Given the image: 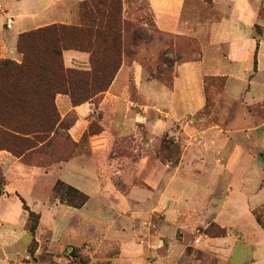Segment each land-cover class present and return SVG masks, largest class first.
Segmentation results:
<instances>
[{
	"label": "rangeland",
	"instance_id": "obj_1",
	"mask_svg": "<svg viewBox=\"0 0 264 264\" xmlns=\"http://www.w3.org/2000/svg\"><path fill=\"white\" fill-rule=\"evenodd\" d=\"M122 2V15L128 24L125 33L128 48L121 61V66L124 65L127 70L125 92L122 98L123 103L129 105L132 118L128 120L127 117H123V114L118 113L115 115L113 126L123 124L127 131L110 129L107 123L112 121V118L101 109L102 98L94 100L95 106L90 123L78 140H75L71 134V128L75 124L69 129L71 139L77 143L75 149L72 150L68 142L60 138L44 151L52 155L49 158L51 161L59 157L65 159L69 157V159L40 168L48 171L53 167H61V163L75 157L85 159L77 162L79 165L74 163L76 168L71 167L65 171V174L64 171H61L59 175L58 170H50L44 175L15 181L14 185L21 195L20 199H24L30 210L40 214L38 227L32 235L26 229L27 210L25 215L24 208L22 209L18 203V198L13 197L15 201L11 215L17 231V239L11 244L13 254H22L26 249L28 250L33 238L37 241L33 255L27 251V258L22 257L23 255L18 256L24 264H118L115 257L121 254L119 245L113 244L99 248L97 241L95 242L96 237H99L98 244L105 242V232L109 221H114L118 217L115 204L120 203L121 196L126 194L132 186L149 192L154 191L156 186L153 184L152 175L155 170L163 175L168 174L183 166L186 158L188 159L185 161V166L180 169L174 187L186 191L185 194L191 205L205 204L212 209L213 205L209 204L208 200L209 193H211L210 199L216 200L215 205H217L219 198L224 196L225 184L226 188L229 186V189L232 188L238 194L243 193L245 198L251 201V204L256 207L253 210L255 219L257 220L258 216L264 224V67L255 75L258 49L256 68L253 65V71L246 79H244L245 69L242 68L236 73L235 78L228 81L226 76H204V106L194 115L184 116L179 121L174 120L172 125L167 124L168 122L165 124L168 116L163 110L164 107L158 105L156 108H149L154 106V101L147 99L144 86L150 87L149 90L154 94L163 87L171 89L173 78L177 74V65L200 59L201 46L204 48L206 74L230 69H223L222 65L216 66V62L214 67L212 59L220 58L216 51H222V47L218 46L219 48L213 50L207 48V36H203L204 30L202 32L200 30L199 39L191 35L163 33L154 25L147 0H122ZM211 5L212 2L205 0H198V2L191 0L187 2V9L196 6V10L192 12L194 19L198 20L197 23L204 21L203 25L209 19L219 18L225 9V15L232 12L231 8H224L223 4L219 3L217 10L213 12L214 15ZM0 9H4L7 14L10 13L5 1L0 0ZM73 12L69 21L75 24L78 22V6L74 7ZM258 16L264 20L263 7H259ZM27 26L30 28L34 25ZM254 30L256 39L260 41L263 27L256 24ZM134 35L137 36V40L135 38L132 43L131 38L135 37ZM135 68H138L140 73V77L136 80L138 84L134 79ZM123 75L124 72L114 86V89L118 91L122 88ZM151 75L154 78H151ZM138 86L142 89L139 90ZM157 100L161 103L164 100L168 101L162 96H158ZM130 102L133 103L132 106ZM154 120H160L161 125L154 124ZM149 121L153 122V125L149 127L152 133L146 126ZM188 126L191 128L189 132H187ZM64 134L65 131H62V135ZM230 157H233V161L228 163ZM42 158L45 159L42 155H31L28 160L31 163H37ZM89 159H93L92 164ZM143 160L147 161L145 169L143 164L139 163ZM24 164L30 166L28 163ZM192 164L194 170L199 173L210 172L215 175L221 173L220 180L216 176L208 177L193 172ZM90 167L94 171L91 172ZM74 169L80 170L81 173L76 174ZM57 180L87 194L88 201L80 208L61 203L53 193V186ZM5 182L0 171V193ZM165 183L166 181H162L161 185H157L158 188L163 189ZM9 184V187L13 188V178ZM206 188L208 190L203 191ZM238 194L233 196L230 204L225 206L229 216L231 214L235 217L243 213L239 208L240 198L243 197ZM112 206L113 210L110 209ZM216 213V211L210 212L209 215L213 214L211 216L213 217ZM201 214H198L196 221L199 218L202 221L207 219H202ZM205 215L207 216L208 213ZM145 218L144 236L148 239L152 238L153 227L165 221V214L163 210L162 212L155 210V214L147 212ZM242 219L250 224V217L245 213ZM122 220L132 221V217L117 219L114 225L121 223ZM24 221L23 227L21 224ZM196 223L198 224L193 231L195 234L203 233L208 237H218L224 235L222 229L226 231L212 220L207 225H204V222ZM240 246L239 242L235 245L232 257L227 264L236 263L243 254L246 260L253 257V249L244 245L241 252ZM157 256L152 249L150 251L145 249L142 259L145 264H157L159 260ZM179 257L180 263H184L187 257H192L193 260L203 264H217L214 256L204 258L192 246H183ZM174 262L172 264H176Z\"/></svg>",
	"mask_w": 264,
	"mask_h": 264
},
{
	"label": "crops",
	"instance_id": "obj_2",
	"mask_svg": "<svg viewBox=\"0 0 264 264\" xmlns=\"http://www.w3.org/2000/svg\"><path fill=\"white\" fill-rule=\"evenodd\" d=\"M2 1L6 2L10 13L7 14L4 9H0V59L9 57L20 61L21 54L16 51V42L20 33L55 23L72 24L69 21V17L73 16L74 7L78 6L82 0ZM188 1L191 0H147L154 25L163 33L191 35L198 39L201 36L200 33L202 30H204L203 36H207V48L213 50L219 48L218 46L222 47V51H216L220 55V58L218 60L212 59L214 67L222 65L224 67L223 69L230 70L206 74L204 69V48L201 46L202 55L200 59L177 65V74L173 78L171 89L163 87L154 94V92L149 90L150 87L144 86L147 99H153L154 101V106H149V108H156L158 105L164 107L163 110L166 111L168 116V121L164 123L166 124L168 122L167 124L169 125L174 124V120L179 121L184 116L194 115L204 106V76H226L228 81L231 78H235L236 73L242 68L245 69L244 79H246L253 71V58L257 44V71L255 75L264 67V20L258 16L259 7L264 8V0H212V13L217 10L216 7L219 3L223 4L224 8H231L232 12L229 15H225V9L224 12H221L222 15L219 18L216 20L209 19L205 22V25H203L204 21L197 23L198 20L194 19L192 12L196 10V6L187 9ZM192 1L198 2V0ZM213 14L215 15V13ZM30 24L34 26L29 28L27 25ZM256 24L263 27V34L260 41L255 37L254 29ZM25 25L26 27H24ZM63 60L65 66L69 68H82L87 70L90 68L89 54L85 51L75 49L64 50ZM215 62L217 63L216 66ZM122 72H124L123 78L121 79L122 88L121 91H118L114 89V86L118 82ZM135 74L134 79L137 83L136 80L140 77L138 68H135ZM126 77L127 70L122 65L109 89L102 95L101 109L106 112V115L108 114V117L111 116L112 118V121L107 124L110 129L112 128L117 131H124L125 128L122 126L123 124H121L123 129L121 126H113L116 114H123V117H127L128 120L132 118L131 111H129L130 107L123 103L124 99L122 98L125 92ZM138 87L139 90L140 88L142 89V87ZM157 95L167 98L168 101L165 102L164 100L161 103L157 100ZM55 101L62 116L72 109L77 113L78 120L71 128V134L75 140H78L90 123L94 105L91 102H85L74 107L71 104L70 98L64 94H58ZM132 105L133 103L130 102V106ZM154 124L160 126L161 122L160 120H154ZM152 125L153 122L151 123L149 121L146 123L148 128ZM190 129L188 126L187 132ZM149 132L152 133L150 128ZM81 159L85 158L75 157L67 162L61 163V167H53L50 170H58L59 175L61 171H64L65 174V171L71 167L76 168V164L79 165L78 163ZM185 161L183 162V166L168 174L163 175L161 172L155 170V173L152 175L154 179L153 184L156 186L154 191L149 192L140 187L132 186L126 194L121 196L120 203L117 202L115 204V211L118 217L114 221L117 219L120 220V218L123 219L126 216L132 217V221L122 220L117 225H114V221H109V226L105 232V242L98 244L99 237H96L95 242L97 241L96 244L99 248L113 244L119 245L121 254L119 257H115L116 263L118 264H145L142 259L145 249L147 251L152 249L158 255L159 260L157 264H172L174 261L176 264H203L202 262L193 260L192 257H187L184 263L179 262L182 247L186 245L192 246L204 258L214 256L217 264H227L232 257V251L235 245L239 242L241 244V252L243 251L244 245L253 249V257L246 260L244 258L245 254L240 255L241 258L234 264H264V230L253 215V210L256 207L251 204L249 199L245 198L246 196L243 193L238 194L232 188L229 189V186L226 188L225 184L224 196L219 198L217 205H215L216 200L210 199L211 193H209L208 200L209 204L211 203L213 205L212 209L208 206L206 207L205 204L203 206H199V203H197L198 205L196 203L191 205L185 194L186 191L184 192V190H179L174 187V182L180 174V169L185 166ZM232 161L233 157H230L228 163ZM89 162L92 164L93 159H89ZM140 162L143 164V169H145L147 161L143 160ZM74 163L76 164L74 165ZM191 170L197 172L194 170L193 164L191 165ZM0 171L6 181L0 193V264H24L19 260L18 256L23 255L22 257L27 258V249L25 248L26 250L22 254H13L11 246L13 241L17 239L16 225L13 223V217L11 215L15 198H18V203H20L19 205L23 209V204L20 199L21 195L16 190L14 183L15 181L30 179L36 175H44L48 171L37 166L25 165L19 158L13 156L6 150H0ZM74 171L76 174L81 173L80 170L76 171L74 169ZM90 171H94L92 167H90ZM143 172L145 175L146 171L144 170ZM199 174L208 177L216 176L218 180L221 177V173L215 175L210 172H201ZM12 178L13 188H10L9 183ZM162 181H166V183L165 187L160 189L157 185H161ZM205 190H208V188L203 191ZM237 194L243 197L239 201V208L241 213H243L235 217L231 214L229 216L225 211V206L230 204L233 196L235 197ZM1 200L4 205H2ZM110 209L113 210V206ZM155 210L161 212L163 210L165 221L157 224V227L154 226L152 238L149 237L146 239L144 236L146 229L145 216L147 212L155 214ZM23 211L26 215V210L23 209ZM215 211L217 213L211 217L213 214L209 215V213ZM205 213H208V215L206 216ZM244 213L250 217V224L243 221L242 217ZM198 214L203 215L202 219L207 218L204 221L199 218L197 220L198 222H204V225H207L212 220L220 227L225 228L226 234L218 237H208L203 233H193L195 226L198 224L196 223ZM24 223L25 221L21 224L23 227ZM145 244L150 245L146 246Z\"/></svg>",
	"mask_w": 264,
	"mask_h": 264
},
{
	"label": "trees",
	"instance_id": "obj_3",
	"mask_svg": "<svg viewBox=\"0 0 264 264\" xmlns=\"http://www.w3.org/2000/svg\"><path fill=\"white\" fill-rule=\"evenodd\" d=\"M122 12V0H82L78 4L76 24L55 23L18 35L16 51L21 54V60L0 59V150L10 152L30 166L47 167L69 159L59 157L51 161L52 155L44 152L60 138L72 150L77 146L69 129L78 115L72 110L61 116L56 95H68L74 107L89 101L95 106L93 101L102 98L127 53L128 24ZM135 38H131L132 43ZM67 49L87 52L90 68L65 67L63 51ZM257 49L258 44L254 68ZM151 78L154 77L151 75ZM31 155H42L45 159L31 163L28 160ZM53 193L61 203L75 208L82 207L89 198L61 180L55 182ZM21 201L28 213L26 229L34 235L40 214L30 210L23 198ZM257 221L264 230L258 216ZM222 232L225 235L224 229ZM36 247L37 241L33 238L28 253L33 255Z\"/></svg>",
	"mask_w": 264,
	"mask_h": 264
}]
</instances>
